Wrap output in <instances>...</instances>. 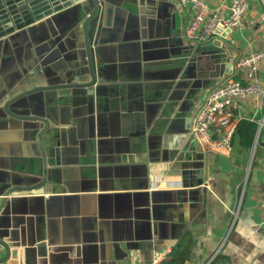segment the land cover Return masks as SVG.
<instances>
[{"label":"crops","instance_id":"0c3cea01","mask_svg":"<svg viewBox=\"0 0 264 264\" xmlns=\"http://www.w3.org/2000/svg\"><path fill=\"white\" fill-rule=\"evenodd\" d=\"M246 2L243 28L195 47L183 40L192 11L172 0H103L86 25L94 2L74 0L28 37L0 39V240L16 250L0 264H151L181 242L184 264H264V98L228 112L256 124L251 143L236 131L231 153L208 150L193 131L221 77L264 80V61L236 65L264 49V5ZM86 37L95 84L55 87L92 80ZM42 50L52 60L40 62ZM36 85L54 87L43 109L31 99L33 117L4 109ZM40 119L56 130L48 155Z\"/></svg>","mask_w":264,"mask_h":264},{"label":"built area","instance_id":"2783aa9c","mask_svg":"<svg viewBox=\"0 0 264 264\" xmlns=\"http://www.w3.org/2000/svg\"><path fill=\"white\" fill-rule=\"evenodd\" d=\"M192 11L189 24L184 32V41L194 44L203 43L211 34L220 28L245 26L244 14L247 10L246 0H231L224 8L223 4L213 6L210 0H172ZM264 5V0H262ZM264 20V10L261 13ZM264 61V49H260L237 61L239 68H256ZM264 98V80L252 78L243 81L238 77H221L217 83L207 91L204 101L195 111L193 131L201 144L208 150L231 153L233 150V136L238 123L229 119L233 106H239L249 97ZM217 123L224 125V129L216 134L213 126ZM264 126V116L259 121ZM164 254L158 255L151 264H159Z\"/></svg>","mask_w":264,"mask_h":264},{"label":"water","instance_id":"95a60500","mask_svg":"<svg viewBox=\"0 0 264 264\" xmlns=\"http://www.w3.org/2000/svg\"><path fill=\"white\" fill-rule=\"evenodd\" d=\"M103 0H93L94 7L91 8V14L86 18L84 25L89 21L92 17H94L99 9L101 8V3ZM74 5V0H0V39L6 37L11 34L18 33L20 37H23V34L26 33V36H29V27L30 25H39L41 23H47L54 14L60 12L64 8L71 7ZM86 28V26H85ZM230 29V28H229ZM87 33V32H86ZM184 40V38H183ZM28 43V42H27ZM189 47H195L196 45L193 43H188ZM27 48L32 46L30 44L26 45ZM40 48V46H39ZM86 48L89 55V64L91 65V74L92 80L86 84H80L78 82L73 83H64L58 84V86H68L74 87L79 85L92 86L96 82L95 73L92 68V46L88 41V37H86ZM51 54L47 50H42L39 52V61H49L51 59ZM52 60V59H51ZM44 64V63H43ZM244 68H241L239 72L243 71ZM209 71V70H208ZM232 71V70H231ZM209 79H216L218 74L209 72ZM80 75H77V79ZM207 82L206 80L203 81ZM203 83V88H206L207 85ZM216 84V83H215ZM214 84V85H215ZM53 85H36L28 90L22 91L10 98L6 99L4 102V109L13 115H22V117H33V115L25 114L28 106L31 107V99L37 98L40 101L41 107L43 109V104L45 102L44 92L45 90L52 89ZM27 99V100H26ZM31 110V109H30ZM20 113V114H19ZM34 114V113H33ZM39 119V118H38ZM41 123L39 125V144L41 145L44 154L48 155V153L53 152V148L47 147L50 144H58L53 138L55 133V127L51 125L48 120L40 119ZM208 165L204 167L202 180L207 181L208 179ZM184 182H186L184 180ZM0 243L6 248V254L0 257V263L6 262L12 252L16 250H11V245L6 242ZM18 246V245H13ZM16 249V248H14ZM14 255V254H12ZM16 257V256H11Z\"/></svg>","mask_w":264,"mask_h":264},{"label":"trees","instance_id":"16d2710c","mask_svg":"<svg viewBox=\"0 0 264 264\" xmlns=\"http://www.w3.org/2000/svg\"><path fill=\"white\" fill-rule=\"evenodd\" d=\"M237 130L243 136H247V143H251L256 132V124L249 120H241ZM189 252L188 243H179L173 249L170 257L163 259L159 264H184Z\"/></svg>","mask_w":264,"mask_h":264}]
</instances>
